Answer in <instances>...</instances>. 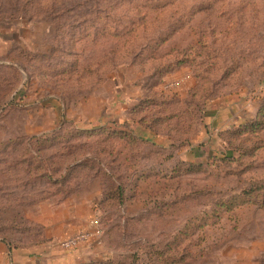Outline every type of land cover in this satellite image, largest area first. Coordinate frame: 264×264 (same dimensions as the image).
<instances>
[{
	"label": "rangeland",
	"instance_id": "rangeland-1",
	"mask_svg": "<svg viewBox=\"0 0 264 264\" xmlns=\"http://www.w3.org/2000/svg\"><path fill=\"white\" fill-rule=\"evenodd\" d=\"M86 225L84 264H264V0H0V240Z\"/></svg>",
	"mask_w": 264,
	"mask_h": 264
},
{
	"label": "crops",
	"instance_id": "crops-1",
	"mask_svg": "<svg viewBox=\"0 0 264 264\" xmlns=\"http://www.w3.org/2000/svg\"><path fill=\"white\" fill-rule=\"evenodd\" d=\"M97 196L99 197L100 193ZM87 225L86 228L56 234L49 244L37 249H23L11 246L8 241L0 240V264H84L105 256L106 253L95 240L82 242L73 249L60 246V243L69 237L81 231L90 230ZM53 240L58 242L54 245Z\"/></svg>",
	"mask_w": 264,
	"mask_h": 264
},
{
	"label": "built area",
	"instance_id": "built-area-1",
	"mask_svg": "<svg viewBox=\"0 0 264 264\" xmlns=\"http://www.w3.org/2000/svg\"><path fill=\"white\" fill-rule=\"evenodd\" d=\"M94 237H97L95 239H92ZM90 240H95L96 243H100V230H98L97 228L91 231H81L73 236H71L70 238H68L67 240H65L64 242H62V246L65 249H73L76 246H78L80 243L82 242H88Z\"/></svg>",
	"mask_w": 264,
	"mask_h": 264
},
{
	"label": "trees",
	"instance_id": "trees-1",
	"mask_svg": "<svg viewBox=\"0 0 264 264\" xmlns=\"http://www.w3.org/2000/svg\"><path fill=\"white\" fill-rule=\"evenodd\" d=\"M215 157H216V156H215ZM110 195H112L113 197H115V196L117 195L118 198H119V201L122 203V195H124V194H123V189L120 188L119 185L117 186L115 192H114V193L111 192Z\"/></svg>",
	"mask_w": 264,
	"mask_h": 264
}]
</instances>
